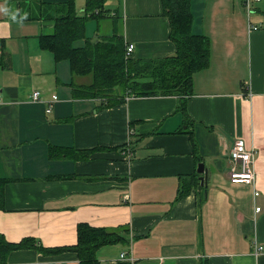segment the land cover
I'll use <instances>...</instances> for the list:
<instances>
[{
	"label": "crops",
	"instance_id": "obj_1",
	"mask_svg": "<svg viewBox=\"0 0 264 264\" xmlns=\"http://www.w3.org/2000/svg\"><path fill=\"white\" fill-rule=\"evenodd\" d=\"M64 1L0 0L9 10L0 12L2 239L60 249L76 245L77 227L86 223L123 237L97 247L96 264H264V0L249 11L243 0L190 1V30L206 36L209 49L207 65L191 74L192 93L124 94L113 105L73 94L87 77L73 76L67 61L54 62L40 48L50 19L20 20L38 2ZM103 8L109 23L94 20L88 34L94 18L87 19L85 36L119 35L133 44L132 58L175 53L160 0H105ZM33 90L44 101L57 97L50 112L44 101H30ZM236 139L257 152L252 184L227 175ZM200 162L207 169L201 186ZM121 252L131 261L113 262ZM77 258L67 249L22 247L2 264Z\"/></svg>",
	"mask_w": 264,
	"mask_h": 264
},
{
	"label": "trees",
	"instance_id": "obj_2",
	"mask_svg": "<svg viewBox=\"0 0 264 264\" xmlns=\"http://www.w3.org/2000/svg\"><path fill=\"white\" fill-rule=\"evenodd\" d=\"M190 1L193 0H160V8L169 24L168 36L174 43L175 53L154 59L125 57V44L119 35L112 34L96 41L85 36L87 19L94 18L96 21L107 15V10L103 8L105 0H85L81 8L75 6L76 0H65L53 5L38 2L36 13L29 12L27 17L50 19L51 30L38 37L40 48L48 51L54 62L67 61L73 76L87 77L88 84L81 89L74 88L73 94L106 98L103 104L113 105L124 94L139 97L174 94L185 97L192 93L191 74L207 65L209 49L206 36L193 34L190 30ZM79 40L83 41V45L76 43ZM118 95L122 97L118 99ZM183 101L184 99L180 105L182 110ZM190 140L194 145L191 135ZM188 187L189 185L185 190L181 187L179 197L187 194ZM76 237V245L45 249L28 238H23L19 243H11L0 236V264L5 260L8 251L22 247H31L46 253L67 249L76 254L77 264H96L97 247L118 243L123 239L105 228L88 226L86 223L78 225Z\"/></svg>",
	"mask_w": 264,
	"mask_h": 264
},
{
	"label": "built area",
	"instance_id": "obj_3",
	"mask_svg": "<svg viewBox=\"0 0 264 264\" xmlns=\"http://www.w3.org/2000/svg\"><path fill=\"white\" fill-rule=\"evenodd\" d=\"M257 1L259 0H243V5H245L246 9L249 11L250 3L257 2ZM255 27L257 26L250 25L249 30ZM132 49H133L132 43H125V46H124L125 57L131 56ZM50 97H51L50 99H47L44 101V99H42L39 96L38 90L31 91L28 96L30 101H33V102H38V101L43 102L44 101L46 103V107H45L46 112H50L49 110H50L51 104L57 101V97L54 96V94H52ZM230 147L231 148L227 155V161L229 162V168L227 169V175L229 176V179L232 182L252 184L253 182H255V174H254L253 168L255 165V154L257 152L255 151L253 147L245 146L242 139L234 140ZM129 152L130 151H128L127 154H129ZM253 194L257 196L258 190L257 191L254 190ZM259 209H260L259 206L256 207L255 212H257ZM260 249H261V246H259L258 250ZM129 256L130 254H128L127 252H121L119 254V258L114 259L113 262L115 261L119 262V260H122L125 258L131 261L130 259L131 256L130 257Z\"/></svg>",
	"mask_w": 264,
	"mask_h": 264
},
{
	"label": "water",
	"instance_id": "obj_4",
	"mask_svg": "<svg viewBox=\"0 0 264 264\" xmlns=\"http://www.w3.org/2000/svg\"><path fill=\"white\" fill-rule=\"evenodd\" d=\"M206 168L204 167V164L202 162H200L199 164H197V168H196V172L199 180V186L204 185L206 182Z\"/></svg>",
	"mask_w": 264,
	"mask_h": 264
},
{
	"label": "rangeland",
	"instance_id": "obj_5",
	"mask_svg": "<svg viewBox=\"0 0 264 264\" xmlns=\"http://www.w3.org/2000/svg\"><path fill=\"white\" fill-rule=\"evenodd\" d=\"M76 9H78V8H76ZM103 21H105L106 23H109V21H108V17H105V18H103L102 19ZM91 22H92V25H93V28H91V29H93V30H91V31H89V33L88 34H92V33H95V31H96V28H95V22H94V19L93 20H91ZM89 23V22H88ZM120 26H121V24H120V22L119 21H116V32L115 33H117V32H119L118 30H120ZM86 27H87V25H86ZM93 38L94 37H90V39H92L93 40ZM96 41V40H95ZM76 43L77 44H81V45H83V41H76Z\"/></svg>",
	"mask_w": 264,
	"mask_h": 264
},
{
	"label": "clouds",
	"instance_id": "obj_6",
	"mask_svg": "<svg viewBox=\"0 0 264 264\" xmlns=\"http://www.w3.org/2000/svg\"><path fill=\"white\" fill-rule=\"evenodd\" d=\"M0 12H4L5 14H8L9 10L5 7L0 6ZM19 14V10H16L15 12L11 13V19L13 21L17 20V15ZM27 13H25L23 16H21L20 20L26 19Z\"/></svg>",
	"mask_w": 264,
	"mask_h": 264
}]
</instances>
